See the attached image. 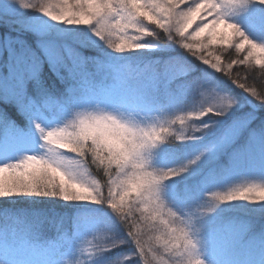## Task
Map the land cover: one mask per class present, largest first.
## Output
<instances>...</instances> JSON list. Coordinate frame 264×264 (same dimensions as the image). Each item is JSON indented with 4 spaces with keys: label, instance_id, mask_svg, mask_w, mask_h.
Masks as SVG:
<instances>
[{
    "label": "snow or ice",
    "instance_id": "6c2138e0",
    "mask_svg": "<svg viewBox=\"0 0 264 264\" xmlns=\"http://www.w3.org/2000/svg\"><path fill=\"white\" fill-rule=\"evenodd\" d=\"M254 5L264 6V0H50L39 10L29 0H0V21L14 19L21 29L39 32L38 46L49 66L61 82L74 81L63 97H57L39 79L40 57L17 52L5 38V45L0 48L5 76L0 80V102L17 107L39 137L41 147L45 139L70 138L71 143H62L61 148L70 149L69 154L76 157H60L48 167L49 162L40 155L25 154L16 162L0 165V196L52 197L105 206L120 222L125 235L117 238L107 224H97L92 237H104L106 243L97 248L93 241L85 239L94 248L91 256L102 257L126 245L131 248L105 264H130L133 256L139 264H146L149 258L153 264H204L199 254L205 231L203 202L206 198L209 202L224 201V190L230 188L222 186L225 169L219 166V160L241 136L264 144V124L253 127L255 110L241 111L232 95L223 94L207 80L193 77V65L187 62L171 59L133 73L116 57L151 50L163 41L162 32L168 42L179 45L213 72L223 74L236 89L264 108V86L257 90L255 83L241 82L232 76L233 66L239 64L249 69L258 66L264 78V39H252L231 19ZM10 8L42 16L51 24L30 16L11 15ZM52 25L87 28L95 41L84 43L75 37H59L51 31ZM81 46H95L98 55L84 56ZM217 46L221 51L233 50L235 58L223 64ZM97 73H111L118 86L85 87L95 84ZM142 73L157 79L162 75L169 90L183 89L196 102L190 111L170 116L172 124L188 114L201 116L195 135L180 141H201L202 147L179 166L166 169L173 173L167 182L182 177L191 181L176 194L175 200L165 198L158 181L145 180L144 158L168 129L163 122L145 126L149 120L141 113L146 102L125 88L129 80ZM30 82L34 84L32 94L27 89ZM208 100L212 103L205 105ZM53 117L62 120V124H49ZM69 123L73 126L69 127ZM26 132L6 113H0V134L23 142L30 139ZM89 157L92 164L103 169L107 177L103 184L91 178ZM244 186L264 188V183ZM73 192L75 196L71 195ZM193 192L200 195L193 196ZM133 212L138 217L135 222L131 220ZM196 220L201 221L199 239L193 240L192 225ZM248 228L247 224L233 222L227 230ZM146 229L153 233L151 242L142 239Z\"/></svg>",
    "mask_w": 264,
    "mask_h": 264
},
{
    "label": "rangeland",
    "instance_id": "374dc122",
    "mask_svg": "<svg viewBox=\"0 0 264 264\" xmlns=\"http://www.w3.org/2000/svg\"><path fill=\"white\" fill-rule=\"evenodd\" d=\"M9 12L11 15L30 16L33 19H40L51 24L50 21H46V18L42 16L36 17L33 13H20L18 10L11 8ZM231 19L238 23L252 39H264V6L254 5L248 9L245 14L232 17ZM1 27L7 30V34L2 35V33H0V48L4 47L5 38H7L8 43L14 45L17 52L24 55L32 53L40 57L41 65L39 78L42 76L41 74L46 66L49 71L58 78L57 73L49 66L39 49V32L35 29H21L19 21L14 19L0 21V28ZM51 31L59 37H75L84 43L95 41V37L92 36L91 32L83 27L77 28L65 27L64 25H52ZM157 31L160 32V30ZM21 35L27 36L30 42L28 43L25 37ZM161 35H164L162 32L160 33V39H163ZM164 38H166V36ZM154 39L159 40V37H155ZM80 50L84 56H87V52H89L91 56L98 55L95 46H81ZM174 50L173 43L167 42L163 44L161 41V43L156 44L151 50L126 53L116 57V61L119 64L132 68L133 73H135L141 72L146 66L161 65L171 59L181 60L193 65V72L191 73L193 77L207 80L213 84L218 91L232 95L229 86L216 78V73L210 68L200 64L199 61H197V66L187 59L171 56ZM217 52L221 54L223 64L225 65L230 59L236 56L231 49L221 51L220 46H217ZM156 55L160 57L164 56V58L160 59L157 57L146 59ZM253 68L259 67L254 66ZM250 72H252V69L239 64L234 65L232 68L233 78H239L241 82L247 81L251 83V79L248 76ZM97 74L99 75L100 73ZM97 74H95V76ZM105 74L104 85L97 88L117 87L118 85L112 74ZM3 79H5L3 61H0V80ZM164 79L162 75L157 79L152 74L142 73L136 78L129 80L125 85L128 92L135 94L146 102L141 116H144L145 119L149 121L153 119L158 123H162L165 119L172 118L170 116H173L177 112L190 111L196 103L183 89H177L175 91L169 90L164 83ZM31 84L30 82L27 86L28 92L29 85ZM88 86L96 87V84L86 85V87ZM160 98H163L165 102ZM236 100L240 104L241 111H243L246 104L240 99ZM0 105L9 109L11 116L19 120L24 127L21 130L27 129L26 134L30 137L29 140L23 142H14L3 136L0 139V153H2L4 157L0 165L6 162H16L25 154H44V149L40 146L41 141L39 137L31 130L30 124L24 119L17 107L14 104H5L3 102H0ZM0 113H2L1 109ZM136 118L140 119V116ZM62 122V120L56 117L48 121L49 124H62ZM262 124H264V119L260 120L256 115V119L252 122V126L258 127ZM173 127H176V125ZM207 139L208 137H205V141ZM171 143H166L154 150V167L166 170L179 166L183 161L200 149L203 142L175 141V144H180L177 148ZM65 155L70 159L76 158L74 154ZM219 166L225 169V179L222 186L240 187L248 183H264V144L259 141H249L246 136H241L235 140L227 149L225 155L220 158ZM91 178L95 179L92 176ZM189 183H191V181L186 177L167 182L164 186L165 198L175 200L176 194L181 192L185 188V185ZM192 195L198 196L200 194L193 192ZM21 197L24 199L27 198L25 195H21ZM61 202L65 203V206L72 211L74 210V214L71 217L72 219L67 221L70 227L63 230L62 233L63 237L61 243L64 252L59 254L57 258L50 249L41 250L45 247L41 248L37 246L34 241L30 242V238L17 240L12 234L15 232L12 228L13 226L6 223H8L9 219L12 217H15L17 220L18 214L15 215L9 212L6 214L8 220L4 221L5 223H0V264H51L52 262L53 264H63V261L73 259L79 255L78 245H80V252L82 254L91 256L94 248L92 244L84 240L93 241L91 236L97 224H107L117 235V238L124 237L125 233L122 231L120 222L105 206L88 202H65L63 200H61ZM63 219H65L63 216L59 218L56 222L57 226L61 227L63 225ZM66 219L70 218L66 217ZM233 222L247 224L249 228L248 230L228 231V225ZM201 240L202 243L199 245L200 258L202 260L206 259L208 264H264V205H253L240 201L222 206L213 216L206 219L205 231ZM129 251H131V248L127 245L118 248L105 256L97 257L95 264H105L107 260L118 258ZM133 259L134 260L131 261L130 264H139L135 256H133Z\"/></svg>",
    "mask_w": 264,
    "mask_h": 264
},
{
    "label": "trees",
    "instance_id": "16d2710c",
    "mask_svg": "<svg viewBox=\"0 0 264 264\" xmlns=\"http://www.w3.org/2000/svg\"><path fill=\"white\" fill-rule=\"evenodd\" d=\"M0 33L2 35L7 34V30H5L3 27L0 28ZM23 36V35H21ZM29 43V38L27 36H23ZM162 43H167V39L164 38L163 35H161ZM175 50L171 54V56H178L182 59H187L190 62H192L194 65L196 64L198 66V63L196 60H194L191 56H189L183 49L179 47V45L174 44ZM87 56H91L89 52L86 53ZM160 59L164 58V56H151L150 58L146 59H152L157 58ZM145 61V60H141ZM261 70L259 68H252V72L248 75L251 79V83H255L257 85V90H259V86H264V78L260 75ZM42 76L39 78L40 81L43 82L44 86L47 87V89L54 93L57 97H63L65 93V89L68 87L69 84L74 83L73 81L67 80L66 82H61L55 75H53L48 67L46 66L43 70ZM105 73L97 74L94 78L96 87H102L104 85L105 80ZM216 78H218L221 82L225 83L227 86H229L232 95L236 99H240L244 101L245 109L248 110H255L256 115L258 118L264 119V108H261L255 104L254 101H252L250 98H248L243 92L236 89L229 80H227L226 77H223V74L216 73ZM86 87V85H85ZM34 91V84L32 83L29 85V93L32 94ZM163 102V98H160ZM0 109L2 113H6L9 117L10 121H12L19 129H23L21 122L17 119H14L13 116H11V113L7 107H3L0 105ZM17 120V121H16ZM3 137L2 134H0V139ZM174 144V146L177 148L180 146V144H175L174 142L171 143ZM4 155L0 153V162ZM1 164V163H0ZM87 166L89 169V172L92 177L95 178V180L103 182L107 179V177L104 174L103 169H98L96 165L92 164L91 158L89 157L87 161ZM105 194H107V190L105 189ZM13 213L18 214V218L16 220L15 217H12L9 219L8 223L12 228L15 230L13 236L17 238V240H21L23 238H30V242L34 241L37 246H40L41 250L50 249V251L54 252V254L59 257V254L64 252V248L62 245V233L63 230L70 227L67 224V221H70L74 214V210L72 211L68 207L65 206V203L61 202V199L59 198H52V197H37V196H27V198H23L21 196L17 197H7V198H0V223H5L4 221L8 220L7 213ZM62 216L65 218L63 219V225L61 227L57 226L56 222L59 220V218H62ZM66 217H69L70 219H66ZM66 222V224H65ZM122 228V226H121ZM122 231L124 232L123 228ZM91 253V252H90ZM84 255V254H83ZM86 257H91L90 255H84ZM97 258V257H96ZM96 258L94 260V264L96 261ZM204 264H208L207 260L204 259ZM142 263V262H141ZM53 264V262L51 263Z\"/></svg>",
    "mask_w": 264,
    "mask_h": 264
},
{
    "label": "clouds",
    "instance_id": "9594fccd",
    "mask_svg": "<svg viewBox=\"0 0 264 264\" xmlns=\"http://www.w3.org/2000/svg\"><path fill=\"white\" fill-rule=\"evenodd\" d=\"M37 10L41 7V5H45L49 3V0H29ZM69 19H76L75 17H70ZM227 94V93H223ZM264 94V93H262ZM212 103L211 100L205 101V105ZM195 107H200L197 105ZM220 110V109H218ZM195 111V108L192 110ZM201 119V116L195 114H188L184 116L182 121H178L175 124L171 123L170 119H165L163 121L165 127L168 129V132L162 137L159 138L157 142H154L152 145V149L149 153L146 154L144 158L143 167L146 169V177L145 180H156L159 183L160 190L164 192V186L167 183V180L171 178L173 173L166 172L163 168H156L153 166L154 160V150L158 149L160 146L171 143L175 141H180L181 139L191 138V136L195 135L196 131L199 129V124L197 123L198 120ZM145 126L151 125L152 123H158L155 120L144 122ZM176 125V127H173ZM69 127L73 125L71 123L68 124ZM133 135H138V133H130ZM62 143H71V139H64L62 137H53L52 139H45L44 140V154L40 155L46 161H48V167H52L54 162L59 159L60 157H65V154H69L70 149H62ZM55 170V169H54ZM3 189H0L2 192ZM71 195L75 196L76 193L73 192ZM225 200L224 201H211L206 198L204 200V207L201 208V212L204 214L203 223H205L206 219L213 216L218 209L222 206L230 204L231 201H246L249 204L253 205H264V188H257V189H246L245 186H240L239 188L230 187L224 190ZM2 198V196H0ZM198 216L199 213H196ZM138 219L135 212H133L131 220L135 222ZM201 221L196 220L192 225V238L193 240L199 239V233L197 229L200 227ZM153 233L149 230H145V235L142 239L148 240L151 242V237ZM92 237V236H91ZM94 244L97 248L102 247L106 243V238L102 237L100 239H93ZM79 255L73 259H68L63 261V264H94L95 257L91 256L86 257L80 252V245H78ZM159 251V250H158ZM146 264H153L151 258L146 261Z\"/></svg>",
    "mask_w": 264,
    "mask_h": 264
}]
</instances>
